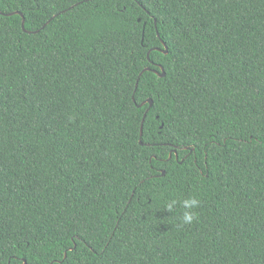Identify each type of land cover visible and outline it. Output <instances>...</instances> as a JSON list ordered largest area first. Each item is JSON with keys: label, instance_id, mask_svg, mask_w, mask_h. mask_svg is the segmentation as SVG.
I'll use <instances>...</instances> for the list:
<instances>
[{"label": "trees", "instance_id": "16d2710c", "mask_svg": "<svg viewBox=\"0 0 264 264\" xmlns=\"http://www.w3.org/2000/svg\"><path fill=\"white\" fill-rule=\"evenodd\" d=\"M0 264H264V0H0Z\"/></svg>", "mask_w": 264, "mask_h": 264}, {"label": "clouds", "instance_id": "9594fccd", "mask_svg": "<svg viewBox=\"0 0 264 264\" xmlns=\"http://www.w3.org/2000/svg\"><path fill=\"white\" fill-rule=\"evenodd\" d=\"M200 200L195 196H189L183 200L172 199L165 205L166 211L169 213L174 212L177 205L183 209L180 220L183 224L191 225L193 222L198 220V214L195 211L200 206Z\"/></svg>", "mask_w": 264, "mask_h": 264}, {"label": "water", "instance_id": "95a60500", "mask_svg": "<svg viewBox=\"0 0 264 264\" xmlns=\"http://www.w3.org/2000/svg\"><path fill=\"white\" fill-rule=\"evenodd\" d=\"M13 14H18V15H20L18 12H15V13H9V14H6V16H10V15H13ZM21 27H22V29L24 30V20H23V19H22V21H21ZM157 35H158V34H157ZM162 45L164 46V50H163L162 52H163L164 54H167V49H166L165 44L163 43V41H162ZM149 53H150V51H148V53H147V59H149ZM159 69L161 70V73H158V72L155 71V70H150L149 68H145V69H143V70L141 71V73L139 74V77H140L144 72H147V71H151V72L155 73L156 75H158L159 77H163V76H164V71H163L162 67H159ZM139 77H138V79H137V81H136L135 89H136V87H137V83H138ZM132 99H133V97H132ZM146 103H148V109L145 111V113H144V115H143V118H142V121H141V125H140V136L142 135V128H143L144 119H145V117H146V114H147L149 108L151 107L152 101H151L150 99H148V100L142 102L140 105H138V107H142V106H144ZM139 144L142 145V143H141L140 141H139ZM23 263H25V262H23Z\"/></svg>", "mask_w": 264, "mask_h": 264}]
</instances>
